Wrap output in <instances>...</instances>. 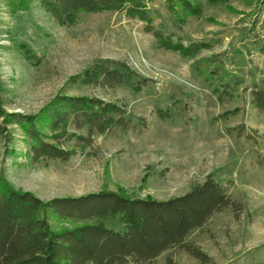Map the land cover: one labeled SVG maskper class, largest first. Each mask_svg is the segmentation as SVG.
<instances>
[{
	"label": "rangeland",
	"instance_id": "obj_1",
	"mask_svg": "<svg viewBox=\"0 0 264 264\" xmlns=\"http://www.w3.org/2000/svg\"><path fill=\"white\" fill-rule=\"evenodd\" d=\"M149 6L159 14L154 24L175 39L212 47L185 58L160 47L146 23L125 12L82 13L75 23L60 24L41 0L18 12L0 0V105L5 111L34 114L65 94L99 97L135 117L127 131L95 133L92 145L68 160L37 163L26 156L29 146L20 126L0 117V177L47 201L102 189L168 199L212 174L243 210L216 213L187 237L208 255L205 263L175 247L155 264H168L169 258L173 264H264V111L253 104L248 89L264 81V6L257 0L206 5L201 17L184 26L175 21L167 0ZM22 42L37 64L20 51ZM103 58L125 61L147 78L142 90L69 83ZM209 70H217L214 78ZM222 83L228 86L219 96L213 88ZM160 110L170 114L163 118ZM107 224L122 227L117 220Z\"/></svg>",
	"mask_w": 264,
	"mask_h": 264
},
{
	"label": "trees",
	"instance_id": "obj_2",
	"mask_svg": "<svg viewBox=\"0 0 264 264\" xmlns=\"http://www.w3.org/2000/svg\"><path fill=\"white\" fill-rule=\"evenodd\" d=\"M151 1L41 0V4L60 24L75 23L82 13L125 12L129 17L144 21L145 30L156 37L160 47L176 51L185 58H195L212 47V43L206 41L184 43L157 27L154 22L159 14L149 6ZM228 1L167 0V6L178 25L184 26L191 17H201L206 5ZM257 2L264 6V0ZM7 3L12 12H18L29 9L31 0H7ZM262 30L264 32V15ZM18 48L30 62L38 63L28 43H19ZM198 70L201 75L206 73L204 69ZM209 73V78H214L217 70H209ZM71 82L105 87L123 85L140 91L147 78L125 61L103 58L72 76ZM221 86L213 88L219 96L228 84ZM248 89L253 104L264 111V81L254 82ZM159 114L165 118L170 112L160 110ZM0 117L4 123L20 126L29 146L26 156L33 163L47 159L68 160L91 146L95 133L127 131L133 127L135 118L114 102L95 96L65 94H58L34 114L7 112L0 105ZM229 208L240 211L243 205L212 174L194 184L188 192L168 199L133 197L123 189H102L47 201L31 191L14 187L1 176L0 264H155L162 253L175 247L205 263L208 255L187 241V237L213 215ZM52 219L57 220L59 226H54ZM108 220H117L122 227L109 226ZM63 222L71 225H61ZM167 263L173 264L172 259Z\"/></svg>",
	"mask_w": 264,
	"mask_h": 264
},
{
	"label": "built area",
	"instance_id": "obj_3",
	"mask_svg": "<svg viewBox=\"0 0 264 264\" xmlns=\"http://www.w3.org/2000/svg\"><path fill=\"white\" fill-rule=\"evenodd\" d=\"M157 85L160 86V85H161V81H158V82H157Z\"/></svg>",
	"mask_w": 264,
	"mask_h": 264
}]
</instances>
